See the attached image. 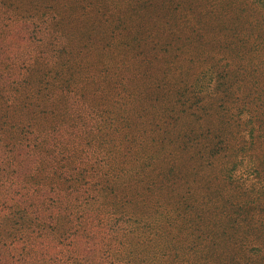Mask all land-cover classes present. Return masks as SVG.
Wrapping results in <instances>:
<instances>
[{
  "label": "trees",
  "instance_id": "1",
  "mask_svg": "<svg viewBox=\"0 0 264 264\" xmlns=\"http://www.w3.org/2000/svg\"><path fill=\"white\" fill-rule=\"evenodd\" d=\"M19 7L0 0V264H264V100L175 113L138 83L151 59L134 74L143 3L74 40Z\"/></svg>",
  "mask_w": 264,
  "mask_h": 264
},
{
  "label": "rangeland",
  "instance_id": "2",
  "mask_svg": "<svg viewBox=\"0 0 264 264\" xmlns=\"http://www.w3.org/2000/svg\"><path fill=\"white\" fill-rule=\"evenodd\" d=\"M17 3L25 14L18 19L19 25L34 28L42 14L48 18L56 15L64 22L59 24L60 28L52 27V31H61L73 40L82 38L89 23H104L111 12L118 16L143 3L148 10L142 18L145 22L142 34L156 35L153 38L156 48L153 53L147 49L146 56L135 59L134 74L151 59L149 71L138 83L156 86L159 81L167 82L172 89L169 103L175 113L181 114L185 105L188 113L182 116L188 120L204 119L205 123L206 118L216 121L223 115L234 118L243 104L254 98L264 100V0H17ZM147 4L151 7L147 8ZM35 11L38 20H26ZM102 32L103 29L98 31L97 37L101 38ZM154 53L160 55L159 59ZM125 84L130 87L133 83ZM123 90L122 86L113 90V100L120 98L126 102L129 95ZM158 94L159 91L155 97ZM160 101H155L156 110ZM109 110L114 109H106ZM242 117L247 119L250 115L244 113ZM208 128L213 127L205 130ZM194 165L197 159L188 163L189 173Z\"/></svg>",
  "mask_w": 264,
  "mask_h": 264
}]
</instances>
